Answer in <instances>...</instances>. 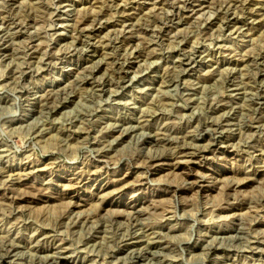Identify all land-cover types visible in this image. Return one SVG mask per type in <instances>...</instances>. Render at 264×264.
<instances>
[{"label": "rangeland", "instance_id": "rangeland-1", "mask_svg": "<svg viewBox=\"0 0 264 264\" xmlns=\"http://www.w3.org/2000/svg\"><path fill=\"white\" fill-rule=\"evenodd\" d=\"M61 259L264 264V0H0V264Z\"/></svg>", "mask_w": 264, "mask_h": 264}, {"label": "bare ground", "instance_id": "bare-ground-1", "mask_svg": "<svg viewBox=\"0 0 264 264\" xmlns=\"http://www.w3.org/2000/svg\"><path fill=\"white\" fill-rule=\"evenodd\" d=\"M141 1V0H140ZM176 1V0H175ZM221 1V0H220ZM244 1V0H243ZM121 2V1H120ZM113 3V2H112ZM152 3V2H151ZM171 3H173V2H171ZM175 4V3H174ZM174 4L172 5V6H174ZM182 4V2L181 3H179V5H181ZM7 5V4H6ZM57 5V4H56ZM175 5H177L178 6V4L176 3ZM183 5H184V3H183ZM206 5V4H205ZM208 5V4H207ZM125 6H126V4H125ZM162 6V5H161ZM182 6V5H181ZM159 7V6H158ZM174 7H176V6H174ZM180 7V6H179ZM179 7H178V10H179ZM187 7V6H186ZM190 7V6H189ZM211 7V6H210ZM251 7V6H250ZM51 8V7H50ZM153 8V7H152ZM182 8V7H181ZM56 9V8H55ZM58 9V8H57ZM99 9V8H98ZM109 9V8H108ZM7 10V9H6ZM12 10V9H11ZM162 10V9H161ZM177 10V9H176ZM116 11V10H115ZM119 11V10H118ZM155 11V10H154ZM167 11V10H166ZM205 11V10H204ZM208 12V11H207ZM242 12V11H241ZM5 14V13H4ZM182 14H184V13H182ZM14 15H16V14H14ZM107 15V14H106ZM127 15V14H126ZM186 15V14H185ZM198 15V14H197ZM154 16V15H153ZM196 16V15H195ZM82 17V16H81ZM137 17V16H136ZM197 17V16H196ZM96 18V17H95ZM140 18V17H139ZM142 18V17H141ZM167 18V17H166ZM2 19V18H1ZM93 19V18H92ZM113 19V18H112ZM122 19V18H121ZM143 19H145V18H143ZM115 20V19H114ZM188 20V19H187ZM116 21V20H115ZM165 21V20H164ZM170 21V20H169ZM179 21V20H178ZM225 21V20H224ZM227 21V20H226ZM143 22V21H142ZM153 22V21H152ZM25 23V22H24ZM38 23V22H37ZM41 23V22H40ZM85 23V22H84ZM131 23V22H130ZM170 23V22H169ZM223 23V22H222ZM227 23V22H226ZM34 24V23H33ZM123 24V23H122ZM156 24V23H155ZM195 24V23H194ZM221 24V23H220ZM91 26V25H90ZM72 27V26H71ZM77 27V26H76ZM102 27V26H101ZM78 28H80V27H78ZM135 28V27H134ZM136 29V28H135ZM92 30V29H91ZM81 31V30H80ZM237 31V30H236ZM260 31V30H259ZM134 32V31H133ZM132 32V33H133ZM86 33V32H85ZM236 33V32H235ZM158 34V33H157ZM241 34V33H240ZM42 35V34H41ZM125 35V34H124ZM128 35V34H127ZM132 36V35H131ZM139 36V35H138ZM58 37V36H57ZM76 41V40H75ZM47 46V45H46ZM38 47V46H37ZM187 50V49H186ZM189 50V49H188ZM256 51V50H255ZM254 51V52H255ZM150 53V52H149ZM181 53V52H180ZM153 55V54H152ZM186 55V54H185ZM253 55V54H252ZM256 55V54H255ZM189 56V55H188ZM191 56V55H190ZM156 57V56H155ZM242 57V56H241ZM144 58V57H143ZM257 59V58H256ZM123 61V60H122ZM187 61V60H186ZM47 62V61H46ZM113 62V61H112ZM249 63V62H248ZM261 63V62H260ZM180 64V63H179ZM48 65V64H47ZM113 66V65H112ZM180 66V65H179ZM176 67V66H175ZM174 68V67H173ZM181 68V67H180ZM31 69V68H30ZM46 69V68H45ZM114 69V68H113ZM119 69V68H118ZM230 73V72H229ZM120 74V73H119ZM214 75V74H213ZM16 76V75H15ZM168 77V76H167ZM170 77V76H169ZM14 78V77H13ZM18 79V78H17ZM123 80V79H122ZM162 80V79H161ZM84 81V80H83ZM113 81V80H112ZM21 83V82H20ZM169 83V82H168ZM258 87V86H257ZM32 90V89H31ZM21 93V92H20ZM48 93V92H47ZM251 93H253V92H251ZM46 94V93H45ZM51 94V93H50ZM53 94V93H52ZM263 96V95H262ZM41 100V99H40ZM66 100V99H65ZM45 101V100H44ZM43 102V101H42ZM51 103V102H50ZM46 104V103H45ZM51 104H53V103H51ZM40 105V104H39ZM38 109V108H37ZM33 110V109H32ZM47 110V109H46ZM53 110V109H52ZM210 114V113H209ZM259 114V113H258ZM141 116V115H140ZM257 118V117H256ZM109 119V118H108ZM261 120V119H260ZM219 122V121H218ZM224 123V122H223ZM210 124V123H209ZM142 125V124H141ZM140 126V125H139ZM90 127V126H89ZM125 127V126H124ZM256 127V126H255ZM94 128V127H93ZM140 129H142V127L140 128ZM149 129V128H148ZM81 130V129H80ZM106 130V129H105ZM82 131V130H81ZM93 131V130H92ZM122 131V130H121ZM75 132V131H74ZM39 133V132H38ZM187 134V133H186ZM195 134V133H194ZM223 134V133H222ZM122 135H123V133H122ZM177 136V135H176ZM75 137V136H74ZM157 137V136H156ZM225 138V137H224ZM191 139V138H190ZM157 140V139H156ZM155 140V141H156ZM185 140V139H184ZM104 141V140H103ZM189 141V140H188ZM154 142V141H153ZM152 142V143H153ZM197 144V143H196ZM229 145V144H228ZM97 147H99V146H97ZM164 147V146H163ZM241 147V146H240ZM256 148V147H255ZM7 149V148H6ZM201 149V148H200ZM230 149V148H229ZM170 150V149H169ZM183 150V149H182ZM104 151V150H103ZM214 151V150H213ZM99 152V151H98ZM184 152H185V150H184ZM236 152V151H235ZM159 153V152H158ZM102 154V152H99L97 155H101ZM157 154V153H156ZM254 154V153H253ZM178 155V154H177ZM176 155V156H177ZM184 155V154H183ZM158 156V155H157ZM160 156V155H159ZM164 156V155H163ZM210 156V155H209ZM99 157V156H98ZM100 158V157H99ZM212 158V157H211ZM109 159V158H108ZM122 159H120V161H121ZM112 162V161H111ZM135 162V161H134ZM140 165V164H139ZM179 165V163H176L175 164V166H178ZM154 167V166H153ZM97 168V167H96ZM98 169V168H97ZM96 169V170H97ZM102 170V169H101ZM156 170V169H155ZM20 172V171H19ZM31 172H32V170H31ZM10 173V172H9ZM94 173V172H93ZM179 173V172H178ZM11 174V173H10ZM35 174V173H34ZM187 174V173H186ZM190 174V173H189ZM211 174V173H210ZM193 177V175H189L188 176V179L190 178H192ZM208 176V175H207ZM206 176V177H207ZM24 178H25V176H23ZM95 177V176H94ZM187 177V176H186ZM209 177H211V176H209ZM26 179V178H25ZM79 179V178H78ZM196 179V178H195ZM88 180V179H87ZM199 180V179H198ZM13 181V180H12ZM114 181V180H113ZM151 181V180H150ZM160 181V180H159ZM146 182V181H145ZM184 182V181H183ZM187 182V181H186ZM185 182V183H186ZM194 182V181H193ZM192 182V183H193ZM197 182V181H196ZM190 183V182H189ZM199 183V182H198ZM13 185V183L12 182H10V184H7L6 186H5V188L3 189L4 190V194L3 195H5L6 197H7V199L11 202V203H17L18 202V200H19V197L17 198L15 195H13L12 194V188H11V186ZM186 186V185H185ZM14 187V186H13ZM20 189V188H19ZM86 189V188H85ZM102 188H99V190H101ZM104 192V191H103ZM42 193V192H41ZM35 194V193H34ZM52 194V193H51ZM38 196V195H37ZM39 197V196H38ZM92 198V197H91ZM2 199V198H1ZM42 199V198H41ZM132 199V198H131ZM70 200V199H69ZM8 201V202H9ZM48 203V202H47ZM95 203V202H94ZM250 204V203H249ZM16 208V207H15ZM112 209V208H111ZM133 211V210H132ZM72 212V211H71ZM78 212V211H77ZM74 213V212H73ZM143 213V212H142ZM20 214V213H19ZM82 214V213H81ZM81 216V215H80ZM92 216V215H91ZM64 218V217H63ZM4 219V218H3ZM117 219V218H116ZM140 219V218H139ZM126 221V220H125ZM139 222V221H138ZM90 223V222H89ZM129 223V222H128ZM132 223H134V222H132ZM79 224V223H78ZM100 225V224H99ZM129 225V224H128ZM87 226V225H86ZM136 226V225H135ZM80 227V226H79ZM141 227V226H140ZM135 229V228H134ZM97 230V229H96ZM155 231V230H154ZM46 233H48V232H46ZM93 234V233H92ZM13 236V235H12ZM127 236V235H126ZM132 236V235H131ZM42 237H43V235H42ZM63 237V236H62ZM239 238V237H238ZM11 239V238H10ZM124 239V238H123ZM6 242V241H5ZM122 243V242H121ZM247 243V242H246ZM18 245V244H17ZM31 245V244H30ZM163 245V244H162ZM11 246V245H10ZM19 246V245H18ZM140 247V246H139ZM10 248V247H9ZM12 248V247H11ZM14 249V248H13ZM142 249V248H141ZM146 249V248H145ZM144 249V250H145ZM8 250V249H7ZM9 250H11V249H9ZM8 250V251H9ZM132 250V249H131ZM140 251V250H139ZM15 252V251H14ZM135 252V251H134ZM138 252V251H137ZM127 254V253H126ZM92 255V254H91ZM115 255V254H114ZM136 256V255H135ZM259 257V256H258ZM55 259V258H54ZM135 259V258H134ZM220 259V258H219ZM150 260V259H149ZM30 261V260H29ZM36 261V260H35ZM100 261V260H99ZM175 261V260H174ZM51 262V261H50ZM154 262V261H153ZM157 262V261H156ZM60 264H66V263H68V261L66 260V259H61L60 260V262H59ZM100 263V262H99ZM192 263V262H191ZM27 264H28V262H27ZM152 264V263H151Z\"/></svg>", "mask_w": 264, "mask_h": 264}]
</instances>
